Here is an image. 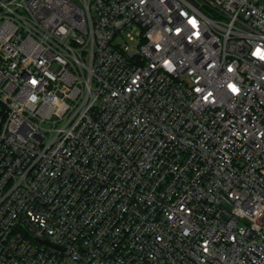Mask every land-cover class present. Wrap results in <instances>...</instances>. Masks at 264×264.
I'll return each instance as SVG.
<instances>
[{
  "label": "built area",
  "instance_id": "obj_1",
  "mask_svg": "<svg viewBox=\"0 0 264 264\" xmlns=\"http://www.w3.org/2000/svg\"><path fill=\"white\" fill-rule=\"evenodd\" d=\"M257 49L264 0H0V264H264Z\"/></svg>",
  "mask_w": 264,
  "mask_h": 264
},
{
  "label": "snow or ice",
  "instance_id": "obj_2",
  "mask_svg": "<svg viewBox=\"0 0 264 264\" xmlns=\"http://www.w3.org/2000/svg\"><path fill=\"white\" fill-rule=\"evenodd\" d=\"M193 24H195V22H192ZM253 55H259L261 59H264V52H261L259 49H257L256 53H253ZM229 87L233 90V91H237V89L235 88L234 85H229Z\"/></svg>",
  "mask_w": 264,
  "mask_h": 264
}]
</instances>
